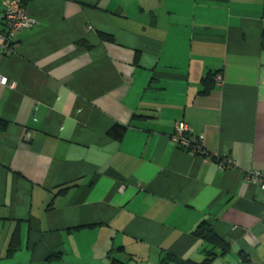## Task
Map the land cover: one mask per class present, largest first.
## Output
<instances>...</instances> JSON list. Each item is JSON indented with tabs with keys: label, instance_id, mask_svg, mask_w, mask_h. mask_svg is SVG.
Returning <instances> with one entry per match:
<instances>
[{
	"label": "crops",
	"instance_id": "0c3cea01",
	"mask_svg": "<svg viewBox=\"0 0 264 264\" xmlns=\"http://www.w3.org/2000/svg\"><path fill=\"white\" fill-rule=\"evenodd\" d=\"M26 8L35 24L0 56V264L201 262L202 222L230 244L212 264H264L246 178L264 173V0ZM177 122L234 166L178 148Z\"/></svg>",
	"mask_w": 264,
	"mask_h": 264
},
{
	"label": "built area",
	"instance_id": "2783aa9c",
	"mask_svg": "<svg viewBox=\"0 0 264 264\" xmlns=\"http://www.w3.org/2000/svg\"><path fill=\"white\" fill-rule=\"evenodd\" d=\"M35 24L27 12L23 0H0V56L14 53L16 49V36L23 30ZM220 82L221 79L218 78ZM0 83L6 84L7 79L0 75ZM172 141L180 149L187 150L204 158L213 157L221 170H228L234 166L231 157H218L215 154H207L201 142V138L195 136L184 122H177L171 136ZM256 183L264 193V173L254 172L246 177Z\"/></svg>",
	"mask_w": 264,
	"mask_h": 264
},
{
	"label": "trees",
	"instance_id": "16d2710c",
	"mask_svg": "<svg viewBox=\"0 0 264 264\" xmlns=\"http://www.w3.org/2000/svg\"><path fill=\"white\" fill-rule=\"evenodd\" d=\"M24 4L26 5L27 0H23ZM102 40L105 41H112V38L110 36H107L105 34L99 35ZM83 44H85L83 42ZM216 73H208L205 78L201 82V90L199 91V94L201 95H207L210 90L214 86V80L213 77H215ZM126 131V126L123 125H114L108 132V135L116 140H120L124 132ZM71 186H66L63 189L58 190V193H61ZM192 235L195 237L203 240L206 245L209 246V249H204L203 254L204 258L201 262H193V261H184L182 259H178L175 257L168 258V264H212V260L214 256L216 255H222L229 251L230 244L225 239H222L218 237L211 227L206 224V222L200 223L196 229L192 232ZM211 247V248H210Z\"/></svg>",
	"mask_w": 264,
	"mask_h": 264
}]
</instances>
